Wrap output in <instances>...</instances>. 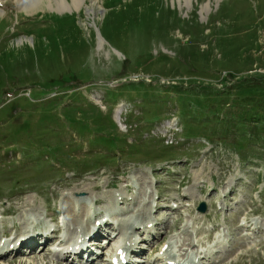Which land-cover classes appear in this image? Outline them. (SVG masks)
Segmentation results:
<instances>
[{"label":"rangeland","instance_id":"1","mask_svg":"<svg viewBox=\"0 0 264 264\" xmlns=\"http://www.w3.org/2000/svg\"><path fill=\"white\" fill-rule=\"evenodd\" d=\"M2 1L0 214L13 217L0 243L16 223L45 245L0 264H69L51 254L43 212L61 214L58 236L99 223L108 238L139 215L125 237L152 223L139 264H165L169 248L199 264H264V131L244 119L264 115V0H94L97 16L93 0L31 15Z\"/></svg>","mask_w":264,"mask_h":264},{"label":"bare ground","instance_id":"2","mask_svg":"<svg viewBox=\"0 0 264 264\" xmlns=\"http://www.w3.org/2000/svg\"><path fill=\"white\" fill-rule=\"evenodd\" d=\"M16 2H17V4H18V6H19V8L21 9V10H24L27 14H29V15H31V14H33L37 9H39L40 7H42L43 5H46L51 11H55V12H57L58 14H63V13H66V12H72L73 10H77V11H80L81 10V7H82V5H84V4H86V0H16ZM93 2H94V0H93ZM72 8H74V9H72ZM44 9V8H43ZM88 10V14L91 16V15H94V16H97V10L99 9V8H97V4L94 2V3H92V5H91V7L90 8H87ZM40 10H42V9H40ZM100 10V9H99ZM4 14V11L3 10H0V15H3ZM23 40H27V39H22V41ZM28 41V40H27ZM103 44H104V40L101 38V36H100V41H99V43H98V49H102L103 48ZM121 108V107H120ZM101 203V202H100ZM95 205V204H94ZM89 206V205H88ZM88 208H91V206H89ZM116 212V209H111V208H109L108 207V212H107V215L108 216H111V214L112 213H114V214H116L115 213ZM119 213V212H118ZM58 214H59V212H58ZM34 215V214H33ZM85 216H82L81 217V221H83L82 219L84 218ZM98 218V216H96L95 218H94V220L95 219H97ZM104 218V217H103ZM91 219H93V216H90V220ZM106 219V218H105ZM32 218L31 219H29V220H27L29 223H28V226H33V225H35L36 226V218L35 219H33L32 221ZM80 220H79V222H80ZM90 220H89V222H90ZM127 223V222H126ZM253 224H255V223H253ZM247 225V224H246ZM123 226H124V224H123ZM149 226H150V224H146L145 226H141L142 228H143V237L145 238V235L147 234V235H149V234H151L152 232L149 230ZM49 227H52L51 225L49 226ZM131 227H132V230H134L135 231V229L137 230L139 227H135V226H132L131 225ZM108 227H106V229H107ZM150 229H152V227L150 226ZM100 231V236L99 235H97L96 237L95 236H93L96 232H99ZM33 232V236L32 235H24V238H20V236H16L15 238H13V241L12 242H7V243H0V250L1 249H3L2 251H3V253L5 252V249H6V247H10L11 245H15V248L17 249V247H18V244L19 243H21V245L18 247V249L15 251V253L17 254V255H19V254H22V253H24V250H27V251H31V250H34L33 248H35L37 245H45L44 244V242H42V243H40L39 244V242H38V244L37 245H35L34 244V242H35V240L37 239V236L38 235H36L35 234V231H32ZM55 232V231H54ZM54 232H49L50 233V235H48V233H46L45 235H44V240H46V242H47V240H50V243L49 244H52L54 241L53 240H51V239H56V237H55V234H54ZM102 231H101V229H100V225H98V224H96L95 225V229L91 232V235L90 236H87L86 234H83V235H81V238H80V240L79 241H81L83 238V243L87 246V248H86V250H84L82 253H81V255L79 256V255H76L75 254V249L76 248H69V247H64V251L65 250H69L67 253H65L64 254V256L67 258V257H71V256H75L76 257V260H78V262H88L89 264H94V262L97 260V258H98V251L96 252V250L97 249H95V254L97 255V257L96 258H94V255H93V249H94V247L93 246H95V243H93L97 238L99 239V240H97V247L99 246V243H101V242H99V241H101V238H103V237H105V236H107V235H105V233H101ZM117 232V231H116ZM110 236H111V233L109 234ZM119 235H117L116 236V238L118 237ZM108 237V236H107ZM93 238H95V239H93ZM16 239V240H15ZM105 239H107V238H105ZM23 240V241H22ZM79 241L76 243V244H79ZM118 241V240H117ZM119 241H120V239H119ZM131 242H129V243H127V241H126V238H125V236H124V238H123V240L122 241H120V242H117V245L114 247V253H113V256L115 257H117L118 255H120L119 253H118V251H119V249H123V255H124V257H125V261L127 262V264H130V262L132 263V264H134L133 262H132V259H131V257L133 256V254L135 255L136 253H138V250H136V248H137V246L136 245H139V244H137V241L135 240V239H132V240H130ZM30 243V244H29ZM29 244V245H28ZM80 244H81V242H80ZM79 244V245H80ZM136 246V247H135ZM139 249V248H138ZM63 250L62 251H60L59 253H60V255L61 254H63ZM140 250H141V248H140ZM14 251V250H13ZM173 250H172V248L170 249H167L166 250V253L164 254V256H162L163 258H162V260H163V262L165 261V264H166V262L168 261V260H170L171 258H173V257H175L176 255H173V252H172ZM167 252H168V254H167ZM105 253V252H104ZM139 254H141V253H139ZM1 255V254H0ZM113 256H111L110 258H109V261L110 260H112L113 259ZM3 258H5V257H1L0 256V259H3ZM74 258V257H73ZM91 258V260L93 259V262H91V260L90 261H88L89 259ZM191 258L192 257H190V258H186V259H175L174 258V262H175V264H199V263H196L197 261H195V260H197L196 258H194V260H191ZM75 259V258H74ZM191 260V262L192 263H188V261H190ZM65 261H67V260H65ZM162 262V263H163ZM114 264V263H113Z\"/></svg>","mask_w":264,"mask_h":264},{"label":"trees","instance_id":"3","mask_svg":"<svg viewBox=\"0 0 264 264\" xmlns=\"http://www.w3.org/2000/svg\"><path fill=\"white\" fill-rule=\"evenodd\" d=\"M256 111V110H255ZM253 112V114L250 116V117H245L244 119H246L248 122H250V123H253V126L254 127H256L257 125H258V127L261 129V130H263L264 131V115L261 117V118H259V119H261L260 120V122L261 123H257V122H255V120H257L258 119V117L257 118H255V120H253V121H251V119H253L254 117H256L258 114H259V112L258 111H256V112ZM256 143H259L260 145H261V147L260 148H264V140H258V141H255Z\"/></svg>","mask_w":264,"mask_h":264},{"label":"water","instance_id":"4","mask_svg":"<svg viewBox=\"0 0 264 264\" xmlns=\"http://www.w3.org/2000/svg\"><path fill=\"white\" fill-rule=\"evenodd\" d=\"M200 211L202 213H205L206 212V206L203 204L202 207L200 208Z\"/></svg>","mask_w":264,"mask_h":264}]
</instances>
